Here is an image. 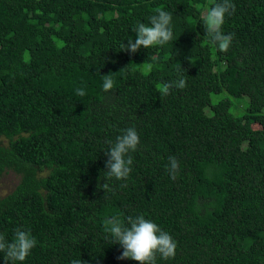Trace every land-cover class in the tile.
Returning a JSON list of instances; mask_svg holds the SVG:
<instances>
[{
  "label": "trees",
  "instance_id": "obj_1",
  "mask_svg": "<svg viewBox=\"0 0 264 264\" xmlns=\"http://www.w3.org/2000/svg\"><path fill=\"white\" fill-rule=\"evenodd\" d=\"M232 2L220 52L204 35L213 0H0V177L20 175L0 197V233L31 230L22 264H136L103 231L116 212L173 237L174 258L156 264H264V0ZM158 8L173 40L121 51ZM178 68L186 87L162 95ZM224 92L247 97L239 115L228 96L212 101ZM128 127L132 171L104 191L109 141Z\"/></svg>",
  "mask_w": 264,
  "mask_h": 264
},
{
  "label": "clouds",
  "instance_id": "obj_2",
  "mask_svg": "<svg viewBox=\"0 0 264 264\" xmlns=\"http://www.w3.org/2000/svg\"><path fill=\"white\" fill-rule=\"evenodd\" d=\"M235 12V4L232 0H213L212 5L206 10L204 17V35L206 39L220 52H227L232 45L234 34H225L222 26L225 17ZM172 13L158 8L155 14L149 17L148 24L137 22L134 29L136 36L134 40L121 43V51L136 53L141 47L148 49L155 46H163L173 40L171 27ZM151 68V65L148 66ZM123 69V68H122ZM121 69V70H122ZM120 70V71H121ZM185 70V69H184ZM178 78L163 83L159 89L162 95H168L173 87H186L185 78L180 75L181 69L177 70ZM114 73L100 76L102 91L108 92L114 89L116 80ZM83 88H76L74 95L83 98L86 96ZM139 135L135 127H128L121 130L115 142L109 141V148L105 152L108 159L105 161L104 179L106 183L98 184L104 191L110 190L107 183L110 179L117 181L127 180L133 164L131 152L137 150ZM170 178H175L178 161L174 156L168 157V164L165 166ZM106 238L109 242L119 244L123 251L119 259H130L136 264H156L157 256L163 260L174 258L177 247L176 241L166 231L151 219L145 218L143 214L135 216H124L116 212L105 216L102 220ZM37 240L31 234L30 229L17 227L12 238L9 240L4 233H0V253H3L4 264H16L26 260L31 250L36 247ZM71 264H84L81 259H76Z\"/></svg>",
  "mask_w": 264,
  "mask_h": 264
},
{
  "label": "rangeland",
  "instance_id": "obj_3",
  "mask_svg": "<svg viewBox=\"0 0 264 264\" xmlns=\"http://www.w3.org/2000/svg\"><path fill=\"white\" fill-rule=\"evenodd\" d=\"M224 96H228L232 102V107H231V111L233 114L235 115H239L240 114V109H242V107L247 106V97L244 96L242 98H233L230 97L226 92L224 93H220V94H212L211 95V99L212 101H216L217 99L223 98ZM240 102V103H239ZM257 127V126H255ZM3 144H7V141L3 138H0ZM20 179V175L17 174L16 172H14L13 170H8L6 171L1 177H0V197L8 194L9 192H11L14 187L17 185V183L19 182Z\"/></svg>",
  "mask_w": 264,
  "mask_h": 264
}]
</instances>
